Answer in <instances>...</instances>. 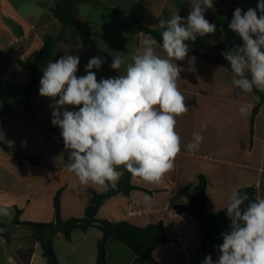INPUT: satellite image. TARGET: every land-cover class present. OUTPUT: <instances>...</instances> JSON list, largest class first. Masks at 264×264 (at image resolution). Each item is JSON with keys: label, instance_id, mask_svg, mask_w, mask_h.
<instances>
[{"label": "crops", "instance_id": "obj_1", "mask_svg": "<svg viewBox=\"0 0 264 264\" xmlns=\"http://www.w3.org/2000/svg\"><path fill=\"white\" fill-rule=\"evenodd\" d=\"M57 2L0 0V111L6 106L0 117V142L36 160L31 163L27 158L19 159L0 145V207L10 212L9 216L0 215V264H49L41 241L21 223H55L56 200L62 220L83 218L94 194L105 190L81 185L68 172L69 153L61 129L51 123L50 105L55 101L39 94L43 69L34 87L21 93L29 85L32 72L22 68L20 62L35 58L47 37L62 29L52 12ZM213 4L205 18L216 25V31L185 43L190 50L226 60L222 53L243 43L228 27L232 8L239 5L247 11L256 8L257 0H213ZM78 11L91 22L90 42L85 46L75 29L67 27L65 39L55 45L53 61L66 54L79 56L77 75L82 76L90 58L102 57L106 63L92 70L99 81L120 74L110 67L113 57H122L126 65L137 50L142 51L145 40L154 39L126 18L140 21L161 36L164 29L159 27L160 20L167 21L174 13L187 18L190 0H80ZM154 48L157 55L166 57L158 42ZM176 63L181 68L177 86L188 111L176 117L181 152L174 169L159 184L133 179L137 189L129 195H113L97 213L98 219L129 222L141 228L162 223L175 242L153 252L160 264H190L201 244L203 234L194 216L174 211L175 205H187L183 190L191 191L201 175L207 179L209 213L223 210L233 190L254 187L258 197L264 198V92H241L232 84L234 76L226 67L194 55L187 54ZM18 93L16 99L1 98ZM259 104L252 122L253 110ZM66 107L79 110V106ZM241 107L247 112L241 114ZM193 133L203 140L196 151L190 152L187 145L193 141ZM118 170L122 174L126 171L123 167ZM145 196L152 198L150 210ZM16 219L19 223H14ZM229 230L230 225L223 231ZM102 236L99 228L90 226L86 231L74 229L70 241L57 230L44 231L40 238L52 242L59 264H97ZM106 254L107 264H149L114 238L108 239Z\"/></svg>", "mask_w": 264, "mask_h": 264}, {"label": "clouds", "instance_id": "obj_2", "mask_svg": "<svg viewBox=\"0 0 264 264\" xmlns=\"http://www.w3.org/2000/svg\"><path fill=\"white\" fill-rule=\"evenodd\" d=\"M213 6V0H190L187 18L174 13L167 21L160 20L166 57L156 54V40L147 39L130 63L113 57L110 67L118 76L98 81L92 70L106 63L102 57L90 58L82 76L77 75V55L66 54L43 69L39 94L55 101L50 105L51 123L61 129L69 153L67 170L81 185L114 188L121 167L145 182L159 184L174 169L181 152L176 117L188 111L177 86L181 68L176 61L186 58V41L216 31V25L205 18ZM228 27L243 41L222 53L234 76L232 84L241 92H264V0H257L256 8L247 11L237 7ZM66 106H79V110ZM239 111L244 114L247 108ZM202 140L193 133L188 150L196 151ZM144 199L150 210L152 198ZM245 202L247 207L242 209ZM224 209L230 230L221 234L218 259L207 255L203 264H264V198L250 201L247 193L233 190ZM0 215L10 212L0 207Z\"/></svg>", "mask_w": 264, "mask_h": 264}, {"label": "trees", "instance_id": "obj_3", "mask_svg": "<svg viewBox=\"0 0 264 264\" xmlns=\"http://www.w3.org/2000/svg\"><path fill=\"white\" fill-rule=\"evenodd\" d=\"M80 0H58L56 6L52 9L54 17L62 24L61 31L55 36H48L40 53L29 62H20L22 68L30 70L32 72V78L29 85L24 88L22 92L34 87L37 80L41 75L42 69H44L49 62L53 61V51L55 45L65 39L67 27H73L83 44L88 46L91 38V22L81 16L78 11ZM129 22L137 24L140 30L145 31L152 36L160 45H162V37L154 30L145 27L140 21L126 18ZM188 54L195 57L208 60L210 62L222 65L226 67L230 72L231 68L227 60L218 58L217 56H211L209 54H203L197 50H190ZM232 73V72H231ZM233 74V73H232ZM259 93V90H254ZM20 93L11 96H3L1 98L6 100L8 97L16 99ZM264 101V94H261V102ZM261 104V103H260ZM260 104L257 105L252 113V122L259 112ZM6 112V106L4 105L0 111V117ZM0 145L9 152H13L17 158H27L31 163H35V158L26 156L19 152L12 151L6 144L0 142ZM136 177L129 173L127 170L121 175L116 187L104 190L103 193H95L94 198L88 205L83 218H71L67 221L61 219L59 201L56 200V215L57 219L55 223L50 224H36V223H21L26 227L33 230L34 236L41 241L44 249L45 257L49 264H59L56 255L53 250L52 242L49 240H42L40 235L47 230L61 231L66 240L70 241L71 233L74 229H80L86 231L90 226L99 228L103 236L99 241V256L97 264H107L106 243L108 239L114 238L128 245L138 257L147 261L149 264H160L155 261L152 254L153 252L163 246L170 245L175 242L171 236L165 232L164 225L162 223L152 224L147 227H137L129 222L112 223L107 220H101L97 218L99 208L113 195L124 193L129 195L131 191L137 189L133 185V179ZM239 191L245 192L249 195L250 201H253L258 197L257 190L254 187L242 188ZM183 193L187 198V205H175V213L191 214L194 216L195 221L202 231L203 237L201 244L193 256L190 264H203V261L207 255H211L213 261H216L220 255L218 245L223 243L222 233L224 228L231 224V221L226 215V210L223 209L216 213H209L206 209L207 201V179L201 175L198 178L197 185L190 191L184 189ZM248 202L242 205V209L247 207ZM14 223H19L18 219ZM210 251L208 252V250Z\"/></svg>", "mask_w": 264, "mask_h": 264}, {"label": "built area", "instance_id": "obj_4", "mask_svg": "<svg viewBox=\"0 0 264 264\" xmlns=\"http://www.w3.org/2000/svg\"><path fill=\"white\" fill-rule=\"evenodd\" d=\"M237 7L243 9V8H242L241 6H239V5L234 6V7L232 8V11H231V12H232V16H233L234 10H235Z\"/></svg>", "mask_w": 264, "mask_h": 264}]
</instances>
